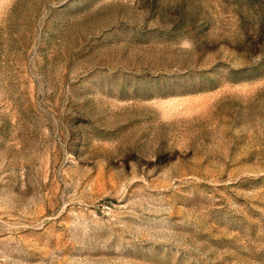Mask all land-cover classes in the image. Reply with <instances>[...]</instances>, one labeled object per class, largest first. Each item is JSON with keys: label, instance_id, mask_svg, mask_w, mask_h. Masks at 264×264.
Masks as SVG:
<instances>
[{"label": "rangeland", "instance_id": "obj_1", "mask_svg": "<svg viewBox=\"0 0 264 264\" xmlns=\"http://www.w3.org/2000/svg\"><path fill=\"white\" fill-rule=\"evenodd\" d=\"M0 264H264V0H0Z\"/></svg>", "mask_w": 264, "mask_h": 264}]
</instances>
